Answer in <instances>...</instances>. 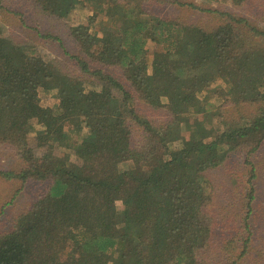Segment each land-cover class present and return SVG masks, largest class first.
Masks as SVG:
<instances>
[{"label":"trees","instance_id":"obj_1","mask_svg":"<svg viewBox=\"0 0 264 264\" xmlns=\"http://www.w3.org/2000/svg\"><path fill=\"white\" fill-rule=\"evenodd\" d=\"M37 1L57 19L86 5L103 13L102 37L83 25L74 39L88 45L86 54H95L103 67L125 71L131 85L79 56L74 59L80 76L60 70L36 48L6 38L0 24V146H14L28 161L19 173L0 175L23 186L30 179L52 182L13 230L0 235V264H206L215 188L207 171L225 166L231 152L246 153L250 170L246 181L231 182L233 192L246 196L241 203L247 210L234 236L240 251L235 256L225 248L230 253L225 264L244 263L257 193L250 158L264 144V32L252 27L250 35L258 41L246 39L238 27L248 25L246 19L216 10L209 12L230 20L209 31L147 15L138 0L130 1L139 6L131 12L115 0ZM150 43L162 46L151 64ZM51 90L57 91L58 105L41 107L40 92ZM135 99L163 112V128L134 107ZM219 99L262 105L244 124L214 112L208 127L210 106ZM35 120L41 126L38 146L63 142V156L37 159L28 145ZM131 121L144 133L139 150L131 146ZM70 134L81 136L76 145H69ZM74 149L80 163L71 158Z\"/></svg>","mask_w":264,"mask_h":264},{"label":"rangeland","instance_id":"obj_2","mask_svg":"<svg viewBox=\"0 0 264 264\" xmlns=\"http://www.w3.org/2000/svg\"><path fill=\"white\" fill-rule=\"evenodd\" d=\"M120 3H126L125 9L128 12L137 10L139 7L135 4H130V1L135 0H115ZM144 13L147 15L158 16L164 19H179L188 23V27H198L203 30H215L218 27L227 23L230 19L209 11L226 12L235 18H244L248 21V25H238L240 31L244 33L245 38L250 37V28L255 27L259 31L264 32V0H246L237 2L234 0H138ZM194 4L201 10L193 9L188 4ZM103 13L92 5L81 6L76 12L71 14L66 19H57L49 16L42 11V7L37 0H0V24L6 38L17 45H27L36 48L41 59L51 63L60 70L67 73L80 76L79 67L76 65L74 57L89 61L92 68L103 67L96 60L95 54H86L88 45L81 46L73 36L74 31L78 27L88 25L91 32L97 34L98 37L103 36V25L101 22ZM97 16L92 23L91 17ZM149 16V17H150ZM234 23V22H233ZM149 64L153 61V54L161 52L162 46L158 43H150L148 45ZM67 51L68 53L66 54ZM111 72L115 77L121 80L127 86L131 85L128 81V74L125 71L116 67H103ZM84 77V76H83ZM84 80L87 82L86 77ZM92 84V80H91ZM193 88L188 89V98L192 99ZM57 91H41L40 106L54 109L58 105ZM135 98H138L136 96ZM134 107L138 106V110L142 109L148 117L152 119L158 128H163L165 116L161 110L151 108L145 103L135 99ZM236 103L235 100L219 99L217 105H214V100L211 104L212 120L208 127L214 125V112L218 114L221 120L231 119L236 123L244 124L245 118L256 116L258 108L264 104H249ZM209 107V108H210ZM192 114V113H191ZM132 122V121H131ZM34 123L36 131L29 138V147L34 150L37 159L51 158L57 159L58 156H63L67 152L66 147H62L63 142H49L45 147H39V141L36 139L37 131L41 130V126ZM70 129V128H69ZM131 146L135 150H139L144 139V133L141 128L130 123ZM71 141L69 145H76L81 136L70 134ZM71 158L77 162H81L80 151L71 150ZM229 161L225 166L219 168H211L207 171V177L214 185V192L211 195V203L209 207L212 216V238L211 245L203 251V261L206 264H225L228 261L230 253L225 249L232 250L236 256L240 251V246L237 248L234 245L235 235L238 231V226L245 216V207L241 203V199L246 196L232 191V184L237 186L238 180H247L248 171L250 170L247 164L246 153L231 152ZM162 157H158L161 159ZM165 159V158H162ZM204 159H210L208 155ZM254 160L257 170L256 183V199L253 203L252 225L254 235L248 254L242 264H264V144L258 152L253 154L250 160ZM28 161L22 154H19L16 148L12 145L0 146V171H14L19 173L27 168ZM128 165L122 168L126 169ZM50 180L37 181L30 179L24 186L21 181L6 180L0 175V235L13 230L18 218L28 211L32 210L36 201L47 194L50 185ZM23 187V189H21ZM20 190V191H19ZM238 195V196H236ZM118 210L123 209L121 202L117 203ZM242 241L247 237L244 229L241 230L240 236ZM67 251L61 252L60 257L65 258Z\"/></svg>","mask_w":264,"mask_h":264}]
</instances>
